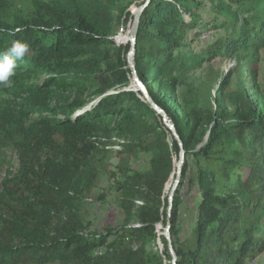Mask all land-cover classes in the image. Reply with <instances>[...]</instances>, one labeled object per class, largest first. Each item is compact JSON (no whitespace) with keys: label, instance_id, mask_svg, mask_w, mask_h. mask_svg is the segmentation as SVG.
<instances>
[{"label":"trees","instance_id":"1","mask_svg":"<svg viewBox=\"0 0 264 264\" xmlns=\"http://www.w3.org/2000/svg\"><path fill=\"white\" fill-rule=\"evenodd\" d=\"M132 1L140 7L146 0ZM126 2L0 0V53L15 39L30 44L12 87L0 86V264L171 262L159 233L179 147L142 92L132 89L130 43L114 39L115 10L126 27L134 20L118 7ZM200 25L222 34L182 52ZM263 50L264 0H151L142 13L136 71L187 152L171 215L177 264H247L264 253ZM219 58L235 65L213 76ZM200 70L205 77L193 82L212 84L201 91L188 84ZM178 93L183 117L170 106ZM9 150L18 155L15 174ZM142 156L148 168L135 170ZM188 159L199 200L192 232L181 239ZM103 175L124 218L92 229L85 208ZM159 239L161 253L152 250Z\"/></svg>","mask_w":264,"mask_h":264},{"label":"rangeland","instance_id":"2","mask_svg":"<svg viewBox=\"0 0 264 264\" xmlns=\"http://www.w3.org/2000/svg\"><path fill=\"white\" fill-rule=\"evenodd\" d=\"M22 1H27V0H22ZM140 3H141L140 1L135 2L132 0H128V2L118 5V7L119 9L128 8L127 12H131L135 16V13L139 8ZM115 15L117 19L114 25V39L116 43H118L119 45H126L129 43V31L132 27L133 20L130 21L128 27H126L123 19L121 20L119 19L118 10H115ZM198 33H200V35H198ZM221 34L222 32L220 30L208 32V30H205V28H203V26L200 25L199 27L189 31V40H188L189 47L183 49L182 52L188 50L198 51L208 41H212L216 39ZM234 65H235L234 59H230V58H219L217 60H214L211 68L212 71L214 70L212 72V75L215 73L217 74L219 71L221 72V74L222 73L225 74ZM258 67H259L258 82L262 87H264V50L259 57ZM206 73H207L206 71L200 70L196 74L190 75L188 78V84H194L195 88L200 89V91L206 89V86H212V84L208 83V81L205 82V79L200 82H196V83L193 82L194 80L192 79V77L196 76L202 79L205 77ZM246 83L247 86L251 85L250 76H247ZM236 85L237 84L234 81L233 84L230 86V90L231 91L235 90ZM217 88H218V84L213 85V95H216ZM132 89L136 92L138 91V87L135 81L133 82ZM181 91L182 90L180 89L179 93ZM179 93L177 94V96H173L171 98L172 100L170 102V106L172 107L175 114L183 117L185 114L181 109L182 102L179 99ZM248 94L251 95V92H248ZM74 96L75 95H73V97ZM257 114L261 115L258 111ZM6 155H7V160L11 163V172L14 174L17 173L20 166L18 155L12 150L7 151ZM188 163H189L188 164L189 169L186 174L183 189L181 191L183 203L180 207V214L178 219V230H179L178 236L181 239L189 237L192 232V229L195 225L196 211L199 200V194L198 191L196 190L197 188L191 180L194 174L193 161L188 159ZM148 165H149L148 157L142 156L140 160L133 165V168L135 170L143 171L148 168ZM167 194L169 195L170 193ZM85 209L87 215V222L89 223L92 229H104L107 226H116L120 224V222L124 218L123 212L115 203L114 185L106 175H103L99 188L95 191L93 198L89 199ZM158 228L161 230L164 227L162 225H159ZM163 234L164 231H161L159 233V237L162 236ZM152 250L153 251L157 250L160 253L163 251V244L160 239L157 241L156 245L152 247ZM166 264H171V262H166ZM247 264H264V253L261 254L254 261H247Z\"/></svg>","mask_w":264,"mask_h":264},{"label":"water","instance_id":"3","mask_svg":"<svg viewBox=\"0 0 264 264\" xmlns=\"http://www.w3.org/2000/svg\"><path fill=\"white\" fill-rule=\"evenodd\" d=\"M150 1L151 0H146L145 3L141 5L138 8L137 12L135 13L133 24L129 32L130 49L127 54V61H128L130 69L132 70V77L138 89L142 92V94L147 99L148 103L152 106V108L155 109V111L161 116L163 123L171 131V134L177 141V144L179 147V155L175 163V174L173 175V179L171 183V191L168 197V203H169L168 204V219H167V224H166L164 234H163V236L165 237L168 243V250L171 255V264H177V254L175 252L174 245H173V239L171 236V215H172V209L174 206L175 195L177 191L179 190V187L182 182V177L184 174V167L187 162V152L185 150L184 143L172 119L169 117L167 112L161 107H159V105L153 100V98L150 96L149 92L147 91L145 85L140 81L137 71H136V64L134 61L136 51H137L138 29L140 26L141 16H142L144 9L150 3Z\"/></svg>","mask_w":264,"mask_h":264},{"label":"clouds","instance_id":"4","mask_svg":"<svg viewBox=\"0 0 264 264\" xmlns=\"http://www.w3.org/2000/svg\"><path fill=\"white\" fill-rule=\"evenodd\" d=\"M29 52V43L15 39L11 41L10 47L0 53V86L12 87L13 77L16 76L19 66L18 62L22 61Z\"/></svg>","mask_w":264,"mask_h":264},{"label":"crops","instance_id":"5","mask_svg":"<svg viewBox=\"0 0 264 264\" xmlns=\"http://www.w3.org/2000/svg\"><path fill=\"white\" fill-rule=\"evenodd\" d=\"M198 191V189H196Z\"/></svg>","mask_w":264,"mask_h":264},{"label":"bare ground","instance_id":"6","mask_svg":"<svg viewBox=\"0 0 264 264\" xmlns=\"http://www.w3.org/2000/svg\"><path fill=\"white\" fill-rule=\"evenodd\" d=\"M130 32V31H129Z\"/></svg>","mask_w":264,"mask_h":264}]
</instances>
